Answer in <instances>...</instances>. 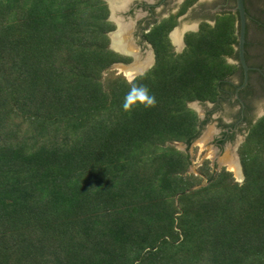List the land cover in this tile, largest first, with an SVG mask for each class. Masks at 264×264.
Segmentation results:
<instances>
[{"label": "trees", "instance_id": "1", "mask_svg": "<svg viewBox=\"0 0 264 264\" xmlns=\"http://www.w3.org/2000/svg\"><path fill=\"white\" fill-rule=\"evenodd\" d=\"M108 14L105 0H0V264H264V114L238 146L241 182L208 159L189 172L206 119L188 103L234 70L235 13L180 52L162 19L131 80L103 75L131 60L109 47Z\"/></svg>", "mask_w": 264, "mask_h": 264}, {"label": "flooded vegetation", "instance_id": "2", "mask_svg": "<svg viewBox=\"0 0 264 264\" xmlns=\"http://www.w3.org/2000/svg\"><path fill=\"white\" fill-rule=\"evenodd\" d=\"M116 0L113 1V4ZM119 6L114 8L113 31L121 28L122 33L130 28L136 42L147 43L145 35L152 26L164 18H172L175 25L168 31V37L173 43L172 33L176 31L178 48L185 47V34L196 31L202 22L213 24L216 16L224 12L235 13V27L237 29L238 14L232 11L236 0H119ZM121 4V6H120ZM245 8V41L244 61L245 69L240 61L238 51L227 57V61L234 65V70L224 77L219 85V93L215 100L209 101L212 110L207 108L202 119L210 120L215 116L216 126L220 132L213 142L221 147L225 141H234L239 131H244L264 112V0H243ZM116 15V17H115ZM115 17V18H113ZM238 34V33H237ZM122 36V35H121ZM238 37V36H237ZM229 59V60H228ZM214 110V111H213ZM213 111V112H211ZM201 119V116H199ZM227 118L228 121H224ZM201 119V120H202ZM224 142L220 144V140Z\"/></svg>", "mask_w": 264, "mask_h": 264}, {"label": "rangeland", "instance_id": "3", "mask_svg": "<svg viewBox=\"0 0 264 264\" xmlns=\"http://www.w3.org/2000/svg\"><path fill=\"white\" fill-rule=\"evenodd\" d=\"M105 1L108 5V9H109V1L108 0H105ZM115 17H116V15H115ZM115 17H113V18H115ZM108 19L110 21L115 22L114 19H112V20L110 19V9H109V14H108ZM175 33H177V32H175ZM175 33H174V37H175ZM236 33H237V31H236ZM121 34H122V37L125 39L126 45L133 48V50H135V53H137V56L134 57L132 55L123 54V55L129 56L131 58V60L129 62H115V64L113 63L114 66L108 67L107 70H104L103 75L106 74L105 71H110V70L114 71L115 73H121L122 75H124V72L122 69L124 67H126V68L129 67L126 64L128 63V65L131 66L132 64H134L136 62L140 63V65H143V69L139 70V72H136L132 76L135 77L139 74L144 73L154 63L155 56L153 57V55L151 53L152 49L149 48V45H147V43H144V42L143 43L139 42L138 46L134 45V42H136L135 40H137V39L133 37L130 28L127 29L126 31H124L123 33L121 31ZM176 42H178V39L175 40L173 43L171 42L173 45L174 51L180 52L182 50V48H178L176 46V44H177ZM148 55L152 57V62H151V58L147 57ZM124 76L128 80H131L130 77H127L126 75H124ZM190 103L192 105L190 107L193 108L199 116H201V119L204 117L205 110L207 108H209V110H212L214 107V106H210V102H208L207 100L203 101V102L198 101V100H193ZM213 111H211V112H213ZM262 112H263V110L259 114H261ZM216 114H217V112L214 111V113L212 115H210V120H208L206 123H204V125L201 127V130H200L198 137L194 140V142L192 143V145L188 149L189 153L192 157L189 172H193L195 174H198V167L200 166V164L205 159L209 160L210 165L215 170L216 169L218 170L220 167H225L227 170L231 171V169L229 168L230 165L228 164V162H229V160H234L235 162L238 163L242 176H241V178H238L235 176L233 171H231V172H232L235 180L241 182L244 178V175L242 172L241 162H240V158H239V154H238L237 149H238L239 144L244 140L248 129H245L244 131H242V130L239 131L236 134L234 141H225L222 144V146L219 147V146L215 145V143L213 142V139L215 138V136L220 132L219 127H215L216 126V121H215ZM224 121H228V119L224 118ZM176 146L178 148H184V144L182 142H178ZM202 183H205V177L203 178Z\"/></svg>", "mask_w": 264, "mask_h": 264}, {"label": "bare ground", "instance_id": "4", "mask_svg": "<svg viewBox=\"0 0 264 264\" xmlns=\"http://www.w3.org/2000/svg\"><path fill=\"white\" fill-rule=\"evenodd\" d=\"M108 1L111 4L112 8L119 7V6H115L114 4L121 3V2H119V0H116V2L114 4H113L114 0H108ZM121 4H120V6H121ZM175 32L176 31H174L172 33V37H174ZM121 35H122L121 34V28L112 33V40H113L112 45H113V47L115 49L123 52V53L125 52V53H128V54L136 57L137 53H135V50H133V48H131L130 46L126 45L125 39ZM176 38H178V36L175 33V37L173 38V41L177 40ZM127 66H129V67L128 68L124 67L122 69L127 77H131L133 74H135L136 72H139V70L143 69V65H140V63H137V62L132 64L131 66L130 65H127ZM228 164L230 165L229 168L231 169V171L234 172L235 176L238 178H241L242 174H241L240 167H239L238 163L235 162L234 160H229Z\"/></svg>", "mask_w": 264, "mask_h": 264}, {"label": "water", "instance_id": "5", "mask_svg": "<svg viewBox=\"0 0 264 264\" xmlns=\"http://www.w3.org/2000/svg\"><path fill=\"white\" fill-rule=\"evenodd\" d=\"M109 9H110V19L112 20V12L114 10V8H112L111 4L109 3ZM232 11H236L237 14H238V21H237V46H236V49L238 51V54H239V58H240V61H241V64L242 66L246 69L247 66L245 64V61H244V41H245V8H244V5H243V0H236V5L234 8H232ZM114 31L111 30L108 32V35H109V38H110V41H109V47L112 48L113 50L117 51V52H120L122 54H128V53H123L117 49H115L112 45V33ZM130 55V54H128ZM115 64V63H114ZM114 64H111L109 67H112L114 66ZM128 65V63L126 64ZM124 75H126L124 73ZM133 76L130 77V79H132ZM191 106V105H189ZM262 114V113H261ZM260 115V114H259ZM178 142H175V144L177 145ZM217 170V169H216Z\"/></svg>", "mask_w": 264, "mask_h": 264}, {"label": "clouds", "instance_id": "6", "mask_svg": "<svg viewBox=\"0 0 264 264\" xmlns=\"http://www.w3.org/2000/svg\"><path fill=\"white\" fill-rule=\"evenodd\" d=\"M142 91V98H144V97H147V93H146V90H141ZM147 99H148V103H152L153 102V100H152V98L151 97H147ZM127 106V105H126Z\"/></svg>", "mask_w": 264, "mask_h": 264}, {"label": "crops", "instance_id": "7", "mask_svg": "<svg viewBox=\"0 0 264 264\" xmlns=\"http://www.w3.org/2000/svg\"><path fill=\"white\" fill-rule=\"evenodd\" d=\"M151 53H152V55H153V57H154V53H153V51H152ZM147 57L151 58V62H152V57H151V56H149V55H148ZM188 105H191V103L189 102V104H188ZM191 106H192V105H191ZM262 113H264V112H262ZM260 115H261V114H260ZM260 115H259V116H260ZM256 119H257V118H256Z\"/></svg>", "mask_w": 264, "mask_h": 264}]
</instances>
